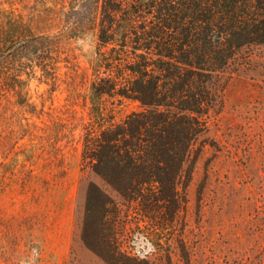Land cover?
<instances>
[{
	"label": "trees",
	"instance_id": "obj_1",
	"mask_svg": "<svg viewBox=\"0 0 264 264\" xmlns=\"http://www.w3.org/2000/svg\"><path fill=\"white\" fill-rule=\"evenodd\" d=\"M91 32L82 162L106 187L87 188L81 239L107 264H150L122 248L120 233L133 211L155 235L174 224L227 69L264 46V0H0V68L5 60L24 112L36 113V71L51 76L54 50ZM131 102L139 109L118 118Z\"/></svg>",
	"mask_w": 264,
	"mask_h": 264
},
{
	"label": "rangeland",
	"instance_id": "obj_2",
	"mask_svg": "<svg viewBox=\"0 0 264 264\" xmlns=\"http://www.w3.org/2000/svg\"><path fill=\"white\" fill-rule=\"evenodd\" d=\"M96 45L91 32L54 50L57 69L48 78L38 69L30 83L36 113L22 110L1 64L0 264H107L81 239L87 188L106 187L82 162ZM224 81L172 227L155 235L133 211L120 233L122 248L150 264H186L182 248L191 264H264V46L237 58ZM138 109L126 104L118 118Z\"/></svg>",
	"mask_w": 264,
	"mask_h": 264
}]
</instances>
